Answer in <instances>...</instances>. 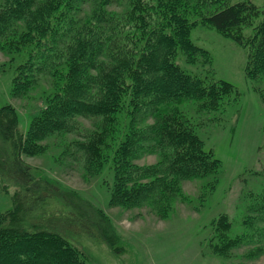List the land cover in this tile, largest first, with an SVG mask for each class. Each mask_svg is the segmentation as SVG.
<instances>
[{"label": "rangeland", "instance_id": "374dc122", "mask_svg": "<svg viewBox=\"0 0 264 264\" xmlns=\"http://www.w3.org/2000/svg\"><path fill=\"white\" fill-rule=\"evenodd\" d=\"M97 1H88V6ZM160 1L184 13L190 24L189 40L198 49L185 52L178 48L173 55L175 63L207 85L219 80L232 84V91L216 109H211L213 105L205 107L201 99H184L179 104L203 139L205 150L221 160L220 167L204 176L174 182L167 179L171 184L164 211L152 204L113 202L111 192L118 179L116 143L128 125L127 115L108 118L106 125L115 129V135L104 138L109 142L105 147L96 141L88 144L105 122L101 115L69 112L73 115L67 114L63 121H45L32 131L49 98L66 81L67 40L60 38L58 46H50L53 33L26 43L23 39L9 40L12 37L0 41V105L9 104L16 113L26 146L21 159L111 220L123 251L114 254L105 243L75 234L91 258L86 264H264V48L255 50L256 41L263 36L264 0H111L107 8L122 15L125 8L129 11L136 3L135 12L144 9L146 21L161 22L163 18L155 14ZM242 1L255 5L258 14L230 34L206 20L208 10ZM9 2L14 0H0V7ZM41 5L37 0L29 10L36 12ZM161 13H166L165 9ZM56 15L52 25L60 34L63 20H57ZM131 16H135L134 11ZM25 27L26 20L22 19L15 22L13 31ZM235 37L242 38L243 43ZM121 39L118 42L122 44ZM253 54L259 55L261 68H254ZM19 67L20 79L36 76L23 82V88L15 86ZM96 147H101L100 156L95 154ZM160 159L158 152L137 154L126 177L132 176L136 167H155ZM152 171L159 173L158 167ZM17 189L18 185L0 176V221L12 209Z\"/></svg>", "mask_w": 264, "mask_h": 264}, {"label": "trees", "instance_id": "16d2710c", "mask_svg": "<svg viewBox=\"0 0 264 264\" xmlns=\"http://www.w3.org/2000/svg\"><path fill=\"white\" fill-rule=\"evenodd\" d=\"M36 1L14 0L0 7V41L9 37L11 41H35L50 33L55 35L50 46H58L60 38L67 40L65 84L49 98L32 131L45 121H63L73 115L69 112L101 115L104 125L97 127L96 137L88 144L96 141L105 147L109 142L104 138L115 135V129L106 125L108 118L127 115L122 140H112L117 144L118 179L111 200L120 205L146 203L164 211L170 181L204 176L220 167L221 160L205 150L203 139L179 104L184 99H201L205 107L216 109L232 91V84L219 80L207 85L175 63L173 55L178 48L198 50L189 40L190 24L183 12L160 1L155 14L163 19L149 23L144 9L135 12L136 3L121 15L107 8L111 0H98L91 6L90 0H41V8L30 11ZM133 11L135 16H131ZM206 13V20L215 28L230 34L232 29L247 25L258 9L242 1ZM55 14L57 20H63L60 34L52 25ZM22 19L26 27L13 31L15 22ZM262 31L255 50L264 48V28ZM235 40L243 43L240 37ZM253 58L254 68H261L259 55L253 54ZM20 70L15 75L16 88L36 77L32 74L20 79ZM25 147L13 107L0 105V176L18 185L14 205L0 221V264H86L91 258L75 234L105 243L114 254L121 253V240L109 217L75 192L35 172L21 159ZM100 148H95L96 155L102 153ZM144 152L160 153L159 163L136 167L133 175L126 177L131 160ZM157 167L159 173L152 171ZM158 174L162 177L157 176L156 181Z\"/></svg>", "mask_w": 264, "mask_h": 264}]
</instances>
